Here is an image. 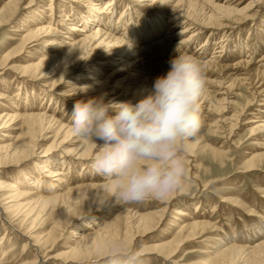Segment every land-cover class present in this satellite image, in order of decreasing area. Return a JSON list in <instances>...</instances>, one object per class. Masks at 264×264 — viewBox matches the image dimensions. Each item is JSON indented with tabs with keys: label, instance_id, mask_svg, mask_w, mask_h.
<instances>
[{
	"label": "bare ground",
	"instance_id": "bare-ground-1",
	"mask_svg": "<svg viewBox=\"0 0 264 264\" xmlns=\"http://www.w3.org/2000/svg\"><path fill=\"white\" fill-rule=\"evenodd\" d=\"M104 1L66 0L68 3L62 5V17L56 21L58 26L55 28L52 15L45 23V11L39 9L33 11V19L21 23L24 28L14 25L10 29L12 32L25 31L26 34L22 36L24 41L19 51L12 55L9 53L6 63L0 66V75L5 71H21V79L27 77L38 83L54 78L48 90L50 94L45 90L40 92L43 95L40 105L33 103L37 99V92L32 95L26 90L18 92L16 101L4 92L7 87L6 90H0L1 101H6L1 102L4 110L0 111V135L1 131H6L0 138V173L5 174L0 179V213L2 217L8 215L12 220L10 228L18 226V231L27 237L23 253L32 255V258L22 264H48L50 260H58L63 264H82L94 258L103 260L109 247L121 239L127 238L134 247L138 240L149 242L153 232L165 226L170 203L180 192H174L165 201L158 200L164 204L160 210L143 213L137 206L129 209L125 227L121 226L119 219L108 220L104 215H99L98 212L114 200L103 204L98 202V188L105 181L89 170L96 146L82 141L71 131L67 116L77 100L106 94L105 99L108 100L135 102L147 94L157 76L169 70V60L176 55L177 46L180 51L201 59L205 68L209 69L229 70L230 66L222 59L235 56L239 58L237 63L250 67L249 74L254 75L256 81L251 83L249 75L240 77V74L236 76V73L227 71L223 74V80L215 81L222 91L219 93L222 94L219 102L215 104L211 100L209 86L202 98V103L207 104L209 109L218 110L219 116L213 126L220 124L229 127L231 136L240 127L243 114H230L231 104L236 103L233 102L236 96L234 88L242 83L253 87L262 83L264 37L261 38V45L253 48H248V42L243 46L237 39L238 43L233 45L230 56L226 55L225 42L229 41V37L234 38V32L242 22L254 18L248 11L262 5L264 0H248L240 8L234 4L235 0ZM34 5L35 0H30L24 8H28L26 11L29 12ZM52 8V3L46 7L48 10ZM19 12V0H7L0 9V28L10 24ZM75 12L79 14L77 23H74ZM261 24L259 30L264 33V25ZM202 35H205L206 40L199 44L198 39ZM47 36L50 38L46 39ZM215 36L216 43L212 42ZM44 40V45L38 51L40 56L31 55L34 60L24 66L16 63L22 50L31 44L39 45ZM192 44H197L194 50ZM211 45L217 47L209 55ZM154 53L161 54L163 59L160 61L155 58ZM258 53L261 58L255 60ZM246 57L254 58V66L247 62ZM73 70L76 72L70 77ZM22 83L27 86L25 80ZM82 86H87V91H80ZM262 96L261 104L264 105ZM47 97L52 103L43 106L48 101ZM23 99L26 104H19ZM252 102L249 101L242 112L250 110ZM55 103H61L64 109L58 112V105L53 107ZM258 112L251 111L249 114L253 118L241 124H256L264 132V107L259 108ZM254 114H260L259 118L256 119ZM51 138V143L45 146L44 141ZM188 156L192 154L189 152ZM33 157L36 167L34 175L22 172L18 183L7 179L12 178L9 173L11 167ZM70 168H73L72 174ZM256 168L250 164L245 171ZM174 213L176 219L189 216L183 208H176ZM65 217L66 226L54 237L55 228ZM192 219L194 221L185 222L170 240L145 244L139 249L142 256L153 255L162 259L164 264H264V221L253 227L248 245L245 243L248 247L234 245L238 238L236 235L225 236L207 251L211 256L209 261H182L183 258L179 256L182 249L194 243L203 236L201 233L213 226L210 220ZM52 221L54 227L43 231L42 228ZM67 226H74L71 232L75 237L70 239L73 243L62 251L53 252L61 246L62 234ZM32 248L35 250L33 253ZM7 254L8 251H5L0 264H15V261L6 260ZM103 263L100 261L99 264Z\"/></svg>",
	"mask_w": 264,
	"mask_h": 264
},
{
	"label": "rangeland",
	"instance_id": "rangeland-1",
	"mask_svg": "<svg viewBox=\"0 0 264 264\" xmlns=\"http://www.w3.org/2000/svg\"><path fill=\"white\" fill-rule=\"evenodd\" d=\"M29 1L30 0H19L20 12L10 24L0 28V66H3L6 63V57L9 55V53L12 55L15 51H19L18 49L22 46V42L24 41L22 36L26 34L25 31H10L12 28L11 26L17 25L20 29L24 28L22 24L29 19H33V11L44 9L45 13H43V16L45 18V23H48V20H50L49 16L52 15L51 17L53 23L55 24L53 25V28H55L56 25L58 26L56 21L60 20L62 17L61 11L62 8H64L62 5L68 3L65 2L66 0H35L33 9L27 12L26 10L28 8L24 7L28 5ZM6 2L7 0H0V9ZM235 2L236 3L234 4L240 8L243 7L248 2V0H235ZM51 3L53 4V8L51 10L46 9V7L51 6ZM91 6H94V4ZM135 9L136 7L133 6V10ZM248 12L254 18L242 22L239 25V28L234 32V38L231 39V37H229V41L225 42L226 47L228 48H226V55L230 56L233 53V45H235L237 39H239L240 44L243 43V46L244 43L248 42V48L261 45V38L264 37V35L262 36L264 33H262V31L259 29L261 27L260 25H262L261 23L264 25V1L262 5H259ZM74 17V23H77L79 19L78 12L77 14L75 12ZM235 17H242V15H235ZM59 28L60 27L56 29ZM219 36H221V34ZM49 38L50 36L46 37V39ZM45 40L39 45L31 46V44L28 48L22 50L21 55L16 58V63L19 64V66H24L28 61H32V59L34 60V58H32L33 56L30 57L31 55L40 56V52L38 51L41 49L42 44L44 45ZM205 40V35L200 36L198 39L199 44L204 43ZM215 41L217 42V36L213 37L212 42ZM196 45L197 44L191 45L192 50L196 48ZM214 47H217V45H211L209 55H211V53L214 51ZM153 56L160 61L163 59L161 54L154 53ZM260 58V53H258L255 56V60H259ZM238 59L239 58H236L235 56L227 58L225 57V59H222L224 60L222 62L227 63L230 66L229 70L205 68L206 78L209 79L207 80V86H209L208 89L212 97L211 100L215 104H217L222 97V94H219L222 91L218 86H216L217 84L215 81L223 80V74L225 72L230 71L232 73H236V76H239L240 74V77L249 75L248 77L251 79V83L256 81V77H254L252 74H249L250 67H246L243 64L237 63ZM253 59V57L247 58V62L252 64L251 66H254L255 64ZM155 70L157 69L155 68ZM75 72L76 70H73L69 74L70 77L74 76ZM20 74L21 71H5L4 74L0 75V90L7 87V91L4 92L9 94V96L16 101H18V92H23L26 90L29 95H32L31 93L37 92V99L32 101L34 104L40 105V99L43 98V95L40 92H44L45 90L46 93L50 94L51 91L48 90L51 87L54 78L47 82L38 83L32 82L26 79L27 77H25L22 79L25 80V85L27 86H24L22 83L23 80L20 78ZM261 82L263 83V86L261 85L262 83H258L255 85V87L242 83V85L238 84L237 87H235L236 90L234 88L233 91L236 93V96L233 98V102L236 101V103L231 104L230 114H243L241 122L239 123L240 127L234 130L231 136V129L229 127H227V129L220 124L218 126H213L216 124L215 120H217L219 116L217 114L218 110H211V108L209 109L206 106L207 104L205 105L202 103L201 99L200 111L203 124L198 135L190 141V153L192 156L187 157V179L184 182L183 187L179 189V194L176 195L170 203L166 214L167 220L165 226H163L162 229L153 232L151 235L152 238H150L149 242L137 239L138 242L135 248L139 250L145 244L170 240L178 234L185 222L187 223L194 221L192 218L206 219L208 221L210 220L213 226L208 228L206 232L201 233L203 236L196 239L194 243H191L182 249L179 254V256L183 258L182 261H209L211 256L207 251L220 238L225 236L236 235L238 238L234 242V245L237 244L236 246L239 247H248L247 240L253 235V227H255L258 222L260 223V221H264V132H261L260 129L256 127V124L241 123H243L245 120L253 118L252 115L249 114L251 111L258 112L259 108L264 107V105L261 104V101L263 102L262 95H264V76L262 77ZM43 85H46V87ZM259 85L261 86L259 87ZM260 91L263 93L262 95L259 94L261 93ZM38 92L40 93L39 95ZM49 99L50 98L47 97L48 101L44 103L43 106H49V102H51ZM249 101H253V105L250 106V110L246 109V111L242 112V108L245 107ZM1 102L4 103L6 101H1L0 99V111L4 110V107L1 106ZM18 103L26 104L24 99ZM56 106L58 112L59 110L62 111L64 109L61 103H55L53 105V107ZM69 108H71L70 105ZM71 110L72 108L69 110L70 112L68 114L71 113ZM254 115H256V119L260 116V114ZM1 132L2 134L0 135V138L6 133V131ZM52 140L53 138L44 141V145H49ZM95 151L96 147L94 149V153ZM34 162L35 158L33 157L18 164L17 166L11 167L9 173L13 179L11 177H8L7 179L18 183L20 178H22V172L29 174V176L30 174L34 175L36 172ZM250 164H254L257 168L255 170L246 172L245 170ZM72 170L73 168H70L71 174ZM89 170H91L90 167ZM4 175L5 174L0 173V179ZM27 180L28 179H26V181ZM162 205L164 204H160L156 199L129 203H116L114 201L107 205L103 210L98 212V214L104 215V217L108 220L119 219L121 226L125 227L124 223L126 212L129 209L137 206L140 208L141 212L148 213L160 210ZM176 208L185 209L189 216L181 217L180 219L174 218V210ZM66 221L67 217L63 218L61 224L55 228V232L53 233L55 235L54 237H57L62 229H64L66 226ZM10 222H12V220H10L8 215L7 217H2L0 213V258L3 257L2 255L5 253V251H8V256L6 259L7 261H15V264H22L23 262L31 260L32 258V255L29 256L23 253L25 243L27 242V237L22 232L18 231V226L14 225L13 228H10ZM54 225V221L48 222V224L42 229L46 232L54 227ZM73 228L74 226H67L62 234V240L60 241L61 246L57 247L53 252L62 251L73 243V241L70 240L72 237H75L72 236L73 234L71 232V229ZM5 231L6 233H4ZM34 251L35 250L32 248V253ZM100 261L104 262L103 264H107L106 258L103 260H97V258H94L93 260L84 262L82 264H99ZM48 264L63 263L58 260H50ZM142 264H164V262L162 259L148 254L146 256H142Z\"/></svg>",
	"mask_w": 264,
	"mask_h": 264
},
{
	"label": "clouds",
	"instance_id": "clouds-1",
	"mask_svg": "<svg viewBox=\"0 0 264 264\" xmlns=\"http://www.w3.org/2000/svg\"><path fill=\"white\" fill-rule=\"evenodd\" d=\"M175 51L169 70L135 102L101 94L77 100L68 114L72 133L96 146L90 168L105 181L98 188L100 204L165 201L187 179L190 141L203 124L200 101L207 80L201 59L178 46ZM106 260L142 264V254L125 238L109 247Z\"/></svg>",
	"mask_w": 264,
	"mask_h": 264
}]
</instances>
